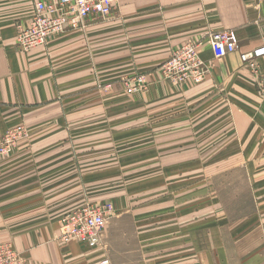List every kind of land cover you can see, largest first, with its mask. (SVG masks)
Instances as JSON below:
<instances>
[{
  "label": "crops",
  "instance_id": "0c3cea01",
  "mask_svg": "<svg viewBox=\"0 0 264 264\" xmlns=\"http://www.w3.org/2000/svg\"><path fill=\"white\" fill-rule=\"evenodd\" d=\"M32 14L0 0V137L26 130L0 156L11 264H264V58L239 60L264 42V0H117L23 51ZM225 30L238 48L217 59L208 37ZM187 43L208 71L175 88L158 67ZM139 74L147 91L127 96ZM104 204L101 247L60 241L62 217Z\"/></svg>",
  "mask_w": 264,
  "mask_h": 264
},
{
  "label": "built area",
  "instance_id": "2783aa9c",
  "mask_svg": "<svg viewBox=\"0 0 264 264\" xmlns=\"http://www.w3.org/2000/svg\"><path fill=\"white\" fill-rule=\"evenodd\" d=\"M116 1L31 0L33 7L31 21L27 27L19 29L16 42L21 50L29 51L44 45L50 37L61 35L68 30L84 28L88 20H107L113 12ZM208 44L217 59L224 58L238 48L236 34L233 30L212 33L208 37ZM197 48L198 46L187 43L171 54L169 70L180 67L183 75L178 79H188L189 77L185 74L187 70L199 66L200 63L205 65L196 54ZM262 58H264V42L251 51L239 54L241 64L248 66L252 71H256L257 61ZM201 68V73L192 76L195 83H200L205 78ZM164 73L168 76L166 71ZM131 85H134L135 90L142 91L145 81L141 77L139 82L134 80ZM129 91L132 89L130 88ZM25 135V128L17 126L0 137V156L12 154L17 141ZM111 212L112 206L104 204L99 208H82L68 213L59 222L60 239L64 243L76 242L91 250L101 247V232ZM15 260V252L0 240V264H11ZM102 264H107V261H103Z\"/></svg>",
  "mask_w": 264,
  "mask_h": 264
},
{
  "label": "rangeland",
  "instance_id": "374dc122",
  "mask_svg": "<svg viewBox=\"0 0 264 264\" xmlns=\"http://www.w3.org/2000/svg\"><path fill=\"white\" fill-rule=\"evenodd\" d=\"M210 46V45H209ZM180 48V47H179ZM211 48V47H210ZM198 49L196 50V54L197 56L199 57V53H198ZM177 50V49H176ZM175 51V50H174ZM173 51V52H174ZM171 52V54L173 53ZM168 57V59L163 62L159 67H158V70L160 71V78H161V81L163 82H167L168 84H170L171 86L175 87V88H179V86H184L186 83H191L193 85H198L200 83H195L192 76L197 74V73H201V70H200V67H202L201 69L203 70L204 74L206 75L207 74V66L206 65H203L202 63H200L199 66H194L192 68H190L189 70H187L185 72V74H187V76L189 77L188 79L186 78H183V79H178L179 77H182V72H181V68L178 67V69H173V70H169V68H171V65L169 64L170 62V58H171V55ZM200 59V58H199ZM201 60V59H200ZM204 63V62H203ZM170 65V66H169ZM169 66V67H168ZM164 71L167 72V75L164 73ZM141 77H143V80L145 81V85H144V89L142 91H140L139 89L135 90L134 88V85H131V83H133V81L135 80L136 82H139V80L141 79ZM125 80V79H124ZM142 82V80H141ZM148 85H149V82L148 80L146 81L145 79V76L144 75H136L135 77L133 78H129L125 81L124 83V93L127 95V96H133V95H138V94H143L147 91V88H148ZM132 89V91H129V89ZM151 177V176H150ZM173 177H175L174 175H170V176H154V181H161L162 178L166 181H171L173 179ZM159 178V179H157ZM187 178V183H190V178L189 177H186ZM144 180V179H143ZM144 182V181H143ZM186 183V184H187ZM145 187V183H139V187ZM145 192V191H144ZM221 196L224 197V193H221ZM143 197H145V195H143ZM192 199V198H190ZM100 206H97V207H91V208H99ZM177 215V214H176ZM174 218V217H173ZM172 218V219H173ZM171 220V219H170ZM61 242H63L61 239H60ZM228 240H224V245L227 243ZM185 246H187L189 244V241L188 239H186L185 241ZM64 243V242H63ZM218 243V246H220V240L217 241ZM222 256L220 254L217 255V258H221Z\"/></svg>",
  "mask_w": 264,
  "mask_h": 264
}]
</instances>
